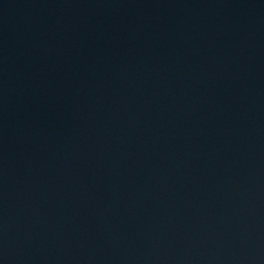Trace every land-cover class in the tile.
<instances>
[{"label": "water", "instance_id": "1", "mask_svg": "<svg viewBox=\"0 0 264 264\" xmlns=\"http://www.w3.org/2000/svg\"><path fill=\"white\" fill-rule=\"evenodd\" d=\"M0 264H264V0H0Z\"/></svg>", "mask_w": 264, "mask_h": 264}]
</instances>
